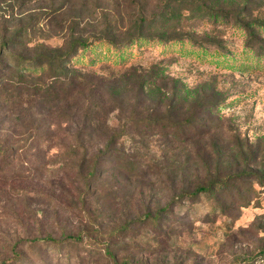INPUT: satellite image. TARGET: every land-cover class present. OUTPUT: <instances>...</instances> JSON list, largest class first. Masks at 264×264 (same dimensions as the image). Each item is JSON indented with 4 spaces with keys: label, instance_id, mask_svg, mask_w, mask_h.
Listing matches in <instances>:
<instances>
[{
    "label": "rangeland",
    "instance_id": "obj_1",
    "mask_svg": "<svg viewBox=\"0 0 264 264\" xmlns=\"http://www.w3.org/2000/svg\"><path fill=\"white\" fill-rule=\"evenodd\" d=\"M138 33L154 40L124 58L143 78L119 75L105 45L94 66L73 62L105 76L94 97L108 126L123 131L134 117L116 143L99 136L110 129L96 120L77 146L67 95L46 98L49 115L35 120L26 96L0 93V264H259L264 67L252 51L264 48V0H0V46L17 55ZM145 79L154 83L146 92ZM17 121L22 132L40 124L51 143L8 132ZM214 180L223 182L216 195L186 196Z\"/></svg>",
    "mask_w": 264,
    "mask_h": 264
},
{
    "label": "trees",
    "instance_id": "obj_2",
    "mask_svg": "<svg viewBox=\"0 0 264 264\" xmlns=\"http://www.w3.org/2000/svg\"><path fill=\"white\" fill-rule=\"evenodd\" d=\"M153 40L154 37L142 33L131 36L122 42L104 37L86 39L83 37H75L72 41L67 42V46L63 50L52 52L38 59L17 55L10 50V46L7 43H3L0 46V93H6L10 90L13 93V97L26 96L28 98L27 103H30V105L27 108H23L25 111L27 109L32 110V107L39 108L37 112V115H39L35 120H44L49 115L45 108L46 98L52 97L53 100H56V104H61L63 99L61 97L67 95V100L73 101L72 105H69L71 111L67 113L70 114L71 124L77 123V125H70L66 130L69 134L68 137L73 139L78 144L77 146H79L83 139L90 135L86 131L90 124H93L96 120V123H94L95 127L101 128L104 125L108 126V124L104 122V115L100 117L101 104L94 97L101 91L105 76L96 74L94 71L84 72L78 69V67L73 65L74 60L76 58H82L86 60V64L94 66L95 62L99 60L97 53L99 52L100 46L105 45L107 49L113 52L112 55H109L111 57L109 60L112 63H117L122 66L121 68L125 71L120 72L119 75H133L143 78L144 74L139 73V68L135 64L128 65L127 59L124 58V51L134 43L141 44L142 41L151 42ZM178 42H182V39H178ZM162 43L167 44L166 41H162ZM216 54L226 58L231 55L230 52L224 51H216ZM252 56L256 57L255 66L264 67V63H261V60L264 61V48H260L258 53L252 51ZM139 83V89L144 92L151 90L154 85L151 79L141 80ZM15 92L17 93L15 94ZM56 106L58 107L59 105ZM31 115L34 116L35 113H31ZM2 117L4 118L5 115H1ZM129 117L127 119L128 121L134 118L133 116ZM26 118L27 116L24 117L21 114L20 117H17L22 126H25ZM128 121L122 126L123 131L117 132L114 127H110L109 125V135L99 133V136L101 138H107L111 143H116L121 137L129 133ZM17 125H19L18 121L16 126L8 130V132L20 136L27 134L25 140H33V143H36L39 147L42 145L47 146L52 141L51 133L42 132L40 124L36 126L35 123L31 127L25 128L24 132L19 131ZM102 151L95 155V161L91 162L90 175L99 166L97 157L101 155ZM6 152L7 149H4L0 145V154ZM84 153L86 155L89 154L90 149L85 148ZM222 184L223 182L214 180L208 184L197 186L193 192L186 193V196L190 200H196L201 194L216 195L218 189L222 187ZM150 222L153 225H158V219L155 217H152ZM47 240L55 242V245L61 248V241L54 240L53 238ZM256 260H259L257 262L260 264L264 260V254L254 259V262Z\"/></svg>",
    "mask_w": 264,
    "mask_h": 264
},
{
    "label": "built area",
    "instance_id": "obj_3",
    "mask_svg": "<svg viewBox=\"0 0 264 264\" xmlns=\"http://www.w3.org/2000/svg\"><path fill=\"white\" fill-rule=\"evenodd\" d=\"M260 264H264V260H262V261L260 262Z\"/></svg>",
    "mask_w": 264,
    "mask_h": 264
}]
</instances>
